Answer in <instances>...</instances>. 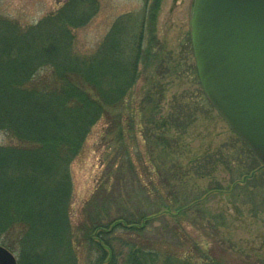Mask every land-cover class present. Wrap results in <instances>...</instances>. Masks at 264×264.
Listing matches in <instances>:
<instances>
[{
	"label": "rangeland",
	"instance_id": "rangeland-1",
	"mask_svg": "<svg viewBox=\"0 0 264 264\" xmlns=\"http://www.w3.org/2000/svg\"><path fill=\"white\" fill-rule=\"evenodd\" d=\"M65 1L0 0V19L24 29L55 13ZM95 1L97 11L89 21L71 27L72 50L93 52L114 23L128 15L123 20L129 26L145 19L139 28L143 46L151 51L141 58L130 92L107 108L70 163L68 223L78 264H88L94 256L79 230L86 204L94 198L100 209L108 204L109 217L153 212L142 232L118 234L163 241L164 249L177 251L169 239L172 228L182 226L176 222V210L181 200L196 195L199 204L191 201L188 206L193 207L181 217L188 238L208 241L227 264H264V167L260 163L248 170L251 159L244 141L202 89L191 42L194 0H158L153 19L144 0ZM7 141L0 132V144ZM254 173L259 179L252 183L246 174ZM237 183L245 184L236 187L235 196L230 188ZM205 212H222L226 225H220L221 218L200 225L208 221L199 219Z\"/></svg>",
	"mask_w": 264,
	"mask_h": 264
},
{
	"label": "trees",
	"instance_id": "trees-1",
	"mask_svg": "<svg viewBox=\"0 0 264 264\" xmlns=\"http://www.w3.org/2000/svg\"><path fill=\"white\" fill-rule=\"evenodd\" d=\"M144 1L153 19L158 0L151 6L152 0ZM96 11L95 0H66L55 13L24 29L0 19V132L8 138L0 144V244L16 254L18 264H78L68 223L70 163L107 108L130 92L141 58L151 51L142 44L145 19L129 26L125 15L93 52L76 53L71 27L83 26ZM243 144L252 171L261 162ZM256 174H246L248 181H258ZM239 183L230 188L235 196L236 187L245 184ZM199 199L181 200L175 213L179 225H184L181 217L193 207L191 201L197 205ZM86 208L79 230L94 253L88 264H227L208 241L189 239L184 226L175 225L170 234L177 251L164 249L163 241L122 234L129 239L124 241L118 234L142 232L153 212L109 217L108 204L100 209L97 198ZM204 217L210 222L200 225H212L216 218L226 225L222 212H205L199 219Z\"/></svg>",
	"mask_w": 264,
	"mask_h": 264
},
{
	"label": "water",
	"instance_id": "water-1",
	"mask_svg": "<svg viewBox=\"0 0 264 264\" xmlns=\"http://www.w3.org/2000/svg\"><path fill=\"white\" fill-rule=\"evenodd\" d=\"M191 42L207 99L264 167V0H194ZM0 264H18L1 244Z\"/></svg>",
	"mask_w": 264,
	"mask_h": 264
}]
</instances>
